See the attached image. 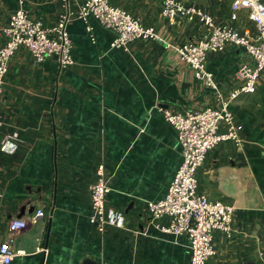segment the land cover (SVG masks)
Instances as JSON below:
<instances>
[{
  "label": "crops",
  "instance_id": "1",
  "mask_svg": "<svg viewBox=\"0 0 264 264\" xmlns=\"http://www.w3.org/2000/svg\"><path fill=\"white\" fill-rule=\"evenodd\" d=\"M181 1L215 24L232 25V0ZM109 3L154 27L162 41L138 40L124 52L110 47L113 33L93 19L91 34L75 20L67 26L73 66L59 70L54 59L36 63L24 48L8 63L0 98V241L10 222H26L13 237L17 254L11 264H80L86 258L101 264H189L187 238L156 228L169 221L151 223L146 202L164 198L181 161L176 132L161 110L220 107L215 91L164 44L196 42L207 29L197 20L170 25L161 0ZM19 7L45 27L62 11L60 0H0V46L1 29ZM240 22L248 25L243 15ZM251 62L232 45L207 55L206 68L222 99L241 86L239 66ZM227 111L242 127L240 142L218 144L196 174L200 194L234 208L233 233H214L215 255L207 264H264V72L255 92L229 100ZM101 164L113 174L106 205L125 218L124 229L108 228L103 236L88 221L89 189ZM39 210L43 217L30 222Z\"/></svg>",
  "mask_w": 264,
  "mask_h": 264
},
{
  "label": "built area",
  "instance_id": "2",
  "mask_svg": "<svg viewBox=\"0 0 264 264\" xmlns=\"http://www.w3.org/2000/svg\"><path fill=\"white\" fill-rule=\"evenodd\" d=\"M60 5L62 11L51 27L32 21L27 12L19 7L1 29L4 43L0 46V98L8 63L19 48L26 49L36 63L54 59L59 70L75 64L67 32V26L72 21H82L86 31L91 34L92 28L88 21L93 19L103 29L113 33L110 47L124 52L138 40L162 41L154 27L143 26L127 11L112 6L109 0H60ZM161 15L170 25L176 24L178 19L187 22L197 20L207 29L196 42L164 44L165 49L173 51L180 63L192 69L195 79L215 91L220 107H205L183 113L161 110L164 120L176 132L181 161L164 198L147 201L146 211L151 223L162 218L168 219L167 226L155 225L161 232L187 238L189 264H207L215 255L214 233L220 232L226 238H230L233 233L234 208L200 194L196 174L207 153L218 144L240 142L238 133L242 127L233 122L227 111V103L240 94L254 93L260 75L264 72V0H232L229 17L232 25L215 24L211 17L194 6L185 5L181 0H161ZM241 15L248 21L247 26L240 22ZM235 24L240 26L236 27ZM91 41H94L92 35ZM227 45L244 47L252 62L239 66L237 75L242 84L225 101L218 95L212 74L206 68V58L209 54L223 52ZM221 124L225 126L224 132L219 130ZM96 175V182L89 189L88 221L93 230L103 236L108 228L124 229L125 218L122 212L106 205L113 174L107 175L101 164L96 169ZM40 217H43V212L36 211L30 222L35 223ZM25 225L26 222L21 219L8 224L7 235L0 241V264H11L17 254L12 249L13 237Z\"/></svg>",
  "mask_w": 264,
  "mask_h": 264
},
{
  "label": "water",
  "instance_id": "3",
  "mask_svg": "<svg viewBox=\"0 0 264 264\" xmlns=\"http://www.w3.org/2000/svg\"><path fill=\"white\" fill-rule=\"evenodd\" d=\"M239 49H240L241 51L246 52V50H245L244 47H239ZM130 207H131V205L129 206V209H130ZM80 264H101V263H99L98 261H94V260H92V259H88V258H86V259L82 260V262H81Z\"/></svg>",
  "mask_w": 264,
  "mask_h": 264
}]
</instances>
